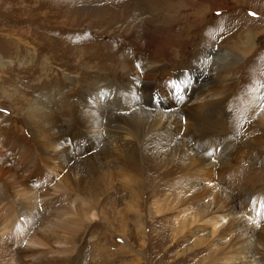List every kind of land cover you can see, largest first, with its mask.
<instances>
[{
	"label": "rangeland",
	"instance_id": "obj_1",
	"mask_svg": "<svg viewBox=\"0 0 264 264\" xmlns=\"http://www.w3.org/2000/svg\"><path fill=\"white\" fill-rule=\"evenodd\" d=\"M87 6L88 9L99 7L103 12L107 9L109 13H104L102 17L103 13L98 11L93 15H100L102 19L92 15L83 17L79 10ZM263 24L264 0L249 2L244 0L242 3L239 0H0V61H3L0 66V172L7 171L12 174L8 175L16 177L30 189L38 188V178H32L25 183L26 173L21 162L23 152L28 158L41 157L40 149H44L43 142L62 137L65 128L74 129L76 126L84 135L87 130L79 122V114L82 115L86 109L96 108L95 99L98 95L102 98V108L105 112L118 116H124L128 111L132 94L136 95L135 100L141 110L149 109L155 112L171 110L172 108L167 109L166 102L171 94L175 97L176 108L182 106L194 85L205 84L203 83L205 78L197 80L193 75L195 67L192 66L207 71L209 60L218 63L212 54L218 53L219 49L239 52L241 56L247 54L244 61L238 64V72H241L226 80L223 83L225 87L219 90L220 97L226 91L224 98L228 100L230 107L236 106L229 107L228 128L224 132L226 145L236 151L232 141L234 137L230 135L234 120L240 113L249 117L255 116L257 101L262 100L261 94L264 92ZM160 27L164 33L157 35V28ZM233 32L236 36L234 34L233 38L229 37ZM95 33L99 36L96 37ZM250 34L256 35L255 50L250 49L248 42ZM223 36L228 37L226 41ZM162 46L170 47L168 48L170 55L167 53L163 57L164 61L160 58V52L164 49ZM202 49L212 55L207 63L201 62L198 56ZM119 54V59L117 57L112 59L114 58L112 55ZM232 60H234L232 57L228 58V62ZM110 80L121 83L112 100L108 99ZM131 86H134L133 93ZM236 86L238 88H235ZM88 96L90 98L87 103ZM37 104H44L49 110L54 109L55 113L58 112L57 122L53 124L51 120H45L40 112H35L32 105ZM116 105H119L118 108ZM64 118H71L72 122L65 124ZM27 119L33 123L32 127L38 137L30 131L25 121ZM138 121L139 119L134 120L135 123ZM102 122L105 124L107 121L103 119ZM111 126L123 128L124 125L114 122ZM98 129L102 132L103 128ZM241 133L244 138L238 141L241 142L239 151L249 153V158L242 167L241 177L246 182L254 181L259 186L264 185L262 132L258 129L245 131V128L244 130L242 128ZM101 134L103 142L98 144L97 153L109 143L105 138L110 133L103 131ZM89 137L85 135L83 140L86 143H98L96 138L90 135ZM201 137L193 139L194 143L191 142V146L203 157H207L206 141L201 143ZM253 137L258 138L252 140ZM142 139L145 141L144 143L142 141V148H147L151 138L146 136L140 141ZM153 143H156L155 151L165 150L164 142L159 143L157 140ZM84 147L73 154L72 160H81L82 163L90 160L91 153H85L82 150ZM221 149L222 147L217 152L218 157L223 154ZM159 159H162L161 155ZM49 165L45 164L43 168L46 176L48 168L51 167ZM108 167L118 173L119 167L116 163L107 161L100 163V170L107 171ZM150 167L147 163L148 170ZM84 169L87 171L86 167ZM150 171L146 170V175H151ZM158 172L156 169V173ZM87 173L89 174L88 171ZM104 173L105 175L96 177L93 185L90 183L87 186V192L115 199L114 203L105 207L103 216H108L111 222L118 225V230L107 224L110 222L108 219L100 222L108 238V246L102 251L105 257L98 262L95 261L96 264H213L217 260L224 264L226 257L216 253L217 247L214 244L223 247L225 241L216 239L209 242L212 238V227L201 217L210 203L209 196H200L197 201L194 200L196 203L186 208L183 205L189 200L188 195L177 192L178 188L184 185V191L189 187V184H185V178L169 180L166 176L158 186H154L152 182L135 173L115 175ZM10 180L8 176L0 179V190L13 193L9 186ZM69 184L62 183L61 186L65 190L73 191L71 189L74 187L68 186ZM51 185L46 188L49 189ZM221 186L229 191L227 186L223 184ZM222 195L223 198L226 197L224 193ZM231 195L229 198L232 216L236 213L242 215L264 210V186L246 190L240 182L239 187L231 192ZM185 208L189 211L193 209V215L197 214L198 220L195 224L187 225L186 219L189 217H185L188 216ZM218 208L220 206L214 210ZM190 213L189 215L192 214ZM121 217H125V221L128 222H121ZM96 223L95 221L86 224L92 233L100 232V227ZM71 224L74 223L71 221ZM262 226L263 224L253 228L252 233L260 232ZM80 235L79 239H76L77 246L79 245L77 251L82 245L83 232ZM263 235L264 233L251 239V244H247L243 251L249 254L239 255L238 258L244 257V260L237 264H264V261L261 262L259 259L264 250ZM94 238L93 235L86 238L89 244L87 249L90 250L89 252L87 250L88 253L84 252L82 256L75 251L69 255L73 261L71 264L94 263L90 256L94 251L90 246ZM200 239L207 241L204 245H198Z\"/></svg>",
	"mask_w": 264,
	"mask_h": 264
},
{
	"label": "bare ground",
	"instance_id": "obj_2",
	"mask_svg": "<svg viewBox=\"0 0 264 264\" xmlns=\"http://www.w3.org/2000/svg\"><path fill=\"white\" fill-rule=\"evenodd\" d=\"M239 1L242 3L244 0ZM246 1L249 2V0ZM92 8L90 7V9H88L87 6L85 9H80L79 14H81V16L83 15V17L92 15V17L101 18V16H104V13H109L107 9L103 12L99 7L98 9ZM98 11H101L103 14L101 16H93ZM204 12L205 10L203 13ZM135 13L133 12V14ZM140 19H138V21ZM66 24H68V22ZM241 27L243 26L241 25ZM157 30V35L164 33L161 27L157 28ZM234 34L235 33L233 32L229 37L233 38ZM95 36H99L98 33H95ZM224 38V41H226L228 37ZM175 39L178 40L179 38ZM241 39H243V37ZM149 41L151 42L152 39ZM179 42L180 41H178V43ZM248 42L250 43V49L255 50L257 45L256 35L250 34ZM162 47L164 48V46ZM168 48L170 47L164 48L160 52V58L162 61L165 60L163 57L167 53L169 54ZM242 48H244V46ZM234 53L229 51V49H219L218 53L212 54L218 60V63H215L214 61L212 62L209 60L212 56L209 52L205 51V49L199 51L198 56L200 57L201 62L203 61L207 63V60H209V63L207 64L209 69L205 71L196 66H192V68L195 67L192 73L197 77V80L205 78L203 81L205 84L194 85V87L190 89L186 101L182 102V106L178 108H176L177 106L173 94L169 95V99L166 101L168 103L167 109H172L167 110V112H155L150 111L149 109L141 110L138 102L135 100L136 95L132 94L130 105L127 107L128 111L124 116H118L111 113L108 114V111H106V113L102 108V98L98 95L95 99L97 107L91 108L92 110L86 109L85 112L83 111L84 113L82 115L79 114V122L83 128L87 130L86 132L84 131V135L78 131L76 126H73L74 129L65 128L62 137L52 138L50 142H43L44 149H40L41 157L34 156L28 158L27 154L23 152L24 155H22L21 162L22 165H24L23 169L26 173L25 179L27 180L25 183L32 178H38V188L30 189L26 184L23 185L17 180L16 177L10 176L12 174L7 171L4 170L3 172H0V179H3V177L6 178L7 176L11 178L9 186H11V189L13 190V193H6L3 190H0V264H71L73 261H71L69 255L78 250L79 245L77 246L78 243L76 239H79L81 232H83V237H81L82 245L77 252L82 256L84 255V252H87L89 244H87L86 238L93 235L95 238L90 244L94 250L90 255L94 260L93 264H96L95 261L98 262V260L104 258L105 255H103L102 251L108 246V238L104 233V227L100 222H102V220L106 221L107 219L110 221L108 216H103V212H105L106 206L114 203L115 199L111 196H99L97 193L87 192V186L90 183L93 185L96 177L98 175H105L104 172L111 175L135 173L137 176H142L145 180L152 182L154 186H158V183H160V181L166 176V179L169 180L172 178H185V184H189V187L184 191V185L178 188L179 190L177 191L179 194L185 193L188 195L189 200L186 199L187 202L183 206H189L190 208V206L196 203L194 200L197 201L200 196H209L210 203L208 204V208L201 215L203 221H206V223L209 222L210 227H212V238L209 242L216 241V239L225 241L223 247L219 244H214L217 247V250H215L216 253L225 255L226 258H224V264H237L240 260L243 261L244 257L239 259V255L244 256L249 254V252L243 253L244 248L247 244H251V239L264 233V210L255 213H244L242 215L236 213V215L234 214L235 216H232L229 197L232 196L231 192L239 187L240 182L246 190H255L264 186L263 184L259 186L254 181L246 182L245 179L241 177L242 167L248 160L249 153L239 151L241 142L238 143L240 138H244V135L241 133L242 128L243 130L245 128V131L258 129L262 132L261 136L264 137V92L261 94L262 100L259 99L261 100L260 102L256 100L257 114L255 116L249 117L244 113H240L236 116L232 125V130L230 129V135L234 137L232 139L233 145L234 148H236V151H233V148H229V146L226 145V136L224 134L228 128L230 106L228 100L224 98L226 91L223 93L222 97H220L219 90L225 87L223 83L226 80H229V78H232L235 73L238 72V64L244 61L247 55L245 54L244 56H241L239 52L237 53L235 51ZM112 56L114 57L112 58L113 60L116 57L118 59L120 58V54ZM229 57H232L234 60L228 62ZM262 63L264 62L262 61ZM2 64L3 61L1 60L0 66ZM246 66L248 67V65ZM134 77L137 78L136 76ZM126 82L129 81L126 80ZM120 85V81H109L108 99L112 100L113 96L119 90ZM230 87H234V85H230ZM235 88L238 87L236 86ZM131 92H134V86H131ZM203 93L204 96H202ZM206 93L207 95H205ZM89 98L90 96L87 98V103L89 102ZM90 105L91 104H88V106ZM32 106L35 112H40L45 120L49 119L48 121L51 120L53 124L57 122L58 112L55 113L53 111L54 109L49 110L44 104ZM231 107L233 108L236 106ZM31 113L32 112H28V114ZM103 119L107 121L105 124L102 122ZM133 119H139L138 123H135ZM63 120L65 124L72 122L71 118H64ZM25 121H27V126L30 131L36 135L35 137H38L36 130L32 127L33 123L29 119ZM114 122L123 124V128L111 126ZM99 127L103 128L102 132L107 131L110 134L105 138L106 142L109 141V143H106V147L102 148V150L97 153L96 149L98 144H102L103 142L100 138L102 132L98 131ZM237 131H240L239 134H236ZM49 132L52 131L49 130ZM85 135L88 137L90 135L94 139L96 138L98 143H86V141L83 140ZM146 136L151 138L149 139L150 142L147 143L149 146L147 148H142L143 139L141 141L140 139L145 138ZM199 136H202L200 140L201 143H204V140L206 141L208 151L207 157H203L199 152L192 149V140ZM257 138L258 137H253L252 140H257ZM157 140H159V143L160 141L161 143L164 142L163 146H165V150H163V152L155 151L156 143L153 142H156ZM144 142L145 141H143V143ZM82 147H84L82 150L85 153H91V158L86 163H82L81 160H72L73 154L79 152ZM220 147H222L221 151L223 154L218 157L217 152ZM160 155L162 156L161 160L159 159ZM127 159L131 161L128 162ZM103 161L116 163L119 167L118 173L111 170L110 167H108L107 171L100 170V163ZM147 163L151 166L149 169L151 170V175H146V170L149 172L147 169ZM45 164H50L49 166H51L48 168V176H46L45 169H43ZM84 167L87 168L89 174ZM143 167L145 173L144 176H146V178L143 176ZM156 169L159 171L158 173H156ZM77 181H79V183H77ZM68 182L70 183L68 186L72 185L74 187L71 189L73 191L65 190L61 186L62 183L68 184ZM221 184L227 186L229 191L224 189ZM48 185H51L49 186V189L46 188ZM156 191L157 190H155V192ZM222 193L226 195L225 198L222 197ZM256 203L258 204V201H256ZM217 206H220V208L214 210ZM186 208L185 211L188 216L185 217H189L186 219L188 221L187 225H193L198 220L197 214L193 215V209H190L191 211H189V209L186 210ZM188 211L192 214L190 213L191 215H189ZM120 220L121 222H128L127 220L125 221V217H121ZM71 221L74 223L73 225L71 224ZM95 221L97 222V226L99 225L100 227V232L96 233L95 231L92 233L88 229L89 226L86 224H92ZM256 221H259V223H255ZM246 223L248 225H245ZM107 224L113 229L116 227L118 230V225H115L114 222L110 221ZM262 224V228L259 229L260 232L252 233L253 228ZM205 241L207 240L200 239L198 242L200 244L198 245H204ZM89 251L90 250H88V252ZM262 251L263 255L259 258L261 262L264 261V250ZM220 262L221 261L217 260L213 264H220Z\"/></svg>",
	"mask_w": 264,
	"mask_h": 264
}]
</instances>
